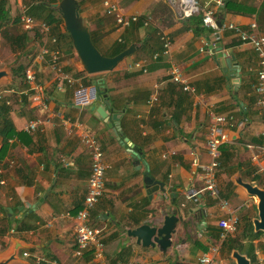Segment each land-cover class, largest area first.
Wrapping results in <instances>:
<instances>
[{
    "label": "crops",
    "instance_id": "crops-1",
    "mask_svg": "<svg viewBox=\"0 0 264 264\" xmlns=\"http://www.w3.org/2000/svg\"><path fill=\"white\" fill-rule=\"evenodd\" d=\"M198 1L200 8L217 11L227 0L223 4V0ZM233 1L253 11L226 12L217 21L222 18V24L236 25L247 33L255 24L256 32L264 35V0ZM114 2L125 16H138L135 25L131 24L133 29H119L113 17L105 15L102 0H78L80 15L89 30L100 37V50L108 51L124 40L143 41L145 46L131 43L139 46L135 54L115 70L92 76L87 87L78 83L75 88L69 86L74 88L72 91L66 85L59 92L48 57L38 61L48 39L39 32L30 33L31 47L28 45L27 51L37 50L31 68L38 71L36 78L43 88L48 112L32 97L27 106L11 110L15 129L30 134L31 140H10L9 152L0 163V205L12 228L2 240L4 249L0 254L11 250L16 240L22 248L13 264H31L30 260L35 264H198L203 253L218 245L219 251L210 264H228L218 226L226 211L220 209L217 199L202 192L200 167L208 160L206 138L212 117L232 116V124L222 125L228 140L221 145L223 153L217 173L220 197L230 209L240 211L242 220L246 203L252 201L256 207V197L235 180L239 177L243 183L264 190V111L255 106L258 96L254 89L258 57L232 30L205 28L202 35H195L188 18L181 14L180 0ZM9 4L18 6L19 12L23 7L22 0H10ZM145 20L148 25H144ZM139 21H143L142 26H138ZM163 36L171 41L169 53L164 56ZM60 47L62 69L74 78L81 72L79 59L64 37ZM156 53L159 57L153 59ZM225 54L233 57L230 65L224 62ZM137 60L144 62L146 72L126 70L127 63ZM234 64L238 66L236 72ZM172 66L181 69L191 91H184L171 80ZM92 86L95 94L106 95L108 106L103 108L109 116L111 110L117 114L119 132L115 133L96 113L98 105L91 98ZM152 97L156 100L148 103ZM36 119L42 121L39 129L26 131L28 123ZM86 132L96 136L110 166L102 197L89 215V224L100 231L104 243L100 259H95L91 250L75 255V216L83 207L90 177V154L81 141ZM129 146L144 156L141 162H146L149 176L163 184L164 193L148 195L145 167L142 163L140 169L133 165ZM226 150L231 153L229 157ZM190 188L198 192L196 201L185 197ZM161 211L182 215L184 219L172 237V247L165 253L156 247L138 245L127 234L152 219L161 220ZM15 221L20 222L17 231ZM241 229L236 233L240 234Z\"/></svg>",
    "mask_w": 264,
    "mask_h": 264
},
{
    "label": "built area",
    "instance_id": "built-area-1",
    "mask_svg": "<svg viewBox=\"0 0 264 264\" xmlns=\"http://www.w3.org/2000/svg\"><path fill=\"white\" fill-rule=\"evenodd\" d=\"M181 11L184 18H189L191 15L200 12L202 14V22L205 28L211 30H232L241 40L243 44L251 46L253 51L258 57V70L256 73V85L255 93L257 99L255 106L258 109L264 111V35L256 32V25L251 24V33L241 31L236 25L222 24L221 27L217 26V18L215 16V10L211 7L200 8L198 0H180ZM103 10L106 16L113 17L116 26L119 29H127L132 23H136L139 18L136 15L125 16L119 10L118 5L114 0H102ZM149 21H144V25H148ZM21 28L29 33H34L36 30L47 37V44L42 47L38 61L41 63L44 61L45 56L48 57V65L50 70L54 74L56 80V89L60 92L65 89V86H74L79 83L80 80L74 79L69 74L65 73L59 64V58L61 57L60 38L58 32H64V26L58 27L59 31L54 28V25L47 24L45 22L35 21L32 17L26 15L22 10L20 15ZM163 50L162 55L169 53V47L171 41L169 37L163 36ZM159 54L153 55V59H157ZM127 71L139 70L146 72L144 62L132 61L126 65ZM171 80L178 85L182 86L184 91H191L186 79L183 78L182 71L177 66H172L169 70ZM26 84L28 85V91L33 92L32 100L40 103L42 108L48 112V104L43 99L42 86L38 83L36 73L30 67L26 73ZM156 99L152 97L148 103L154 102ZM228 121H233V117L225 114H217L212 117L211 123L207 128L206 138V152L208 160L200 167L201 177L203 182L202 192L211 198L219 201V207L221 210L226 211L225 217L218 221V226L222 230L220 234V241L222 242L228 235L235 234L238 229L240 219L235 210L230 209L226 200L220 197V190L217 183V173L221 166V145L228 140L227 135L222 128L223 124H227ZM42 124L40 119L32 120L28 123L26 131L36 132L39 126ZM81 141L90 154V177L88 180L87 193L84 197L83 207L77 211L75 216L76 226L74 228L75 243H76V256H80L85 251L91 250L95 259L103 257L104 243L100 236V231L93 228L89 224L90 211L100 201L104 191L105 174L110 169V166L105 162L103 151L97 142V138L92 133H83ZM262 149L264 150V132L262 133ZM196 165V161L193 162ZM189 201H196L198 198V192L194 189H189L185 195ZM219 251V246L214 245L210 249L203 253L198 258V264H210L212 262L213 255H216ZM27 256L26 254H24ZM114 264H130L124 262H116Z\"/></svg>",
    "mask_w": 264,
    "mask_h": 264
},
{
    "label": "trees",
    "instance_id": "trees-1",
    "mask_svg": "<svg viewBox=\"0 0 264 264\" xmlns=\"http://www.w3.org/2000/svg\"><path fill=\"white\" fill-rule=\"evenodd\" d=\"M10 0H0V36L6 41L9 45L11 51L14 52L16 58L14 59L16 62L22 55L26 54L28 49V45L30 43V33L24 31L21 28L20 23V12L16 15H12L10 6ZM59 0H22L23 11L26 15L32 17L35 21L45 22L50 25H54L56 30L58 27H63V23L58 15L52 9V5L57 3ZM253 10L246 9L240 3H237L233 0H227L223 8L218 7L217 11H215V16L218 18L221 17L226 12H231L235 14H246L251 13ZM190 22L191 29L195 35H202L205 30V27L202 22V14L200 12L195 13L192 17L188 18ZM222 22V18H220ZM138 26H142L143 21H139ZM132 25H135L133 23ZM132 29L134 28L133 26ZM129 27V28H130ZM211 30V29H210ZM38 31L36 30L35 33ZM59 38L63 36L65 38V42L68 43V47L73 50L70 37L68 33L64 30V33L58 32ZM36 35V34H35ZM91 41L93 45L98 49V51L106 57H113L118 53L125 50L131 43L139 42L145 46V42L143 41H118L112 48L108 51L100 50L99 39L93 31H90ZM239 41L240 38L237 37ZM33 62L29 65H21L17 64L16 67L11 69L12 72V83L7 88L3 89L0 92V163H2L7 156L10 149V140L17 139L22 142L24 140H31L30 134L23 131H17L14 127V124L10 118L11 110L17 106L29 104V98L32 97L33 92L28 91V85L26 84V73L27 70L32 66ZM59 64L61 65V57L59 58ZM62 67V66H61ZM33 69V68H32ZM38 73V71H36ZM81 77V78H80ZM82 87H87L91 85L92 76H87L83 71L78 72L74 75V79L79 80ZM78 84V83H77ZM77 84L74 85L77 86ZM25 86V87H24ZM70 90L74 91V88L66 86ZM99 88V87H98ZM27 89V90H26ZM68 90V89H66ZM2 94V95H1ZM4 94V95H3ZM233 122L228 121L227 124H232ZM222 147V146H221ZM220 148L221 154L223 153V149ZM227 157L231 154L230 151L226 150ZM220 169V168H219ZM2 179V173L0 171V180ZM225 198V196H222ZM2 207L0 205V212L3 214V217L0 219V241L3 240L6 233L12 229L11 223L6 212H2ZM16 226L14 230H19V221H15ZM241 225V233L235 235H228L221 243V247L224 248L225 254L228 253L230 255L232 250H238L240 253H246L248 259L251 264H258V256L256 251L260 248L264 251V243L258 242L254 243L255 240L259 241L264 234L254 233L253 226L251 220L249 218L243 219L239 222ZM238 224V226H239ZM21 227V226H20ZM3 242V241H2ZM205 250V249H204ZM31 264H35L33 260H30ZM37 264H46V263H37Z\"/></svg>",
    "mask_w": 264,
    "mask_h": 264
},
{
    "label": "water",
    "instance_id": "water-1",
    "mask_svg": "<svg viewBox=\"0 0 264 264\" xmlns=\"http://www.w3.org/2000/svg\"><path fill=\"white\" fill-rule=\"evenodd\" d=\"M171 1L173 2V0ZM225 1L226 0H223L221 4ZM52 9L61 19L65 31L70 37L73 50L79 59L81 71L88 76H97L115 70L120 63L133 56L139 49L138 45L131 44L113 57L103 56L91 41L89 26L80 15L78 0H59L52 5ZM217 26L218 28L221 27V21H217ZM217 50L221 52V48ZM222 56L227 65H230V62L233 61L232 56L227 57L226 54ZM233 67L234 72L238 71V66L236 64H234ZM10 77L11 75L6 69L0 70V85L3 80L10 81ZM95 89V86L90 88L91 98L98 105L95 109L96 113L100 118L111 125L115 133L119 132V119L117 114L112 113L111 110V115H108L103 108V105L108 106L107 97L105 94H95ZM94 108L95 107H93L92 110ZM122 142L126 143L127 139L123 138ZM129 148L131 158L133 159V165L140 169L142 163L141 159H143L144 156L140 152L135 151L132 146H129ZM142 164L145 167L144 184L148 195L152 196V194L157 191L164 193L163 184L149 176L146 162ZM235 183L242 186L249 195L256 197L257 216L252 219L253 231L254 233L261 232L264 234V190L257 186L243 183L239 177L236 178ZM161 215L163 216L161 220L152 219L133 230L127 231L128 236L134 238L138 245L151 248L156 247L160 252L165 253L172 247V237L176 235L178 231V224H184V219L182 215L170 214L168 212L164 213L163 211H161ZM13 244L14 246L11 250L0 254V264H13L18 261V251L22 248V245L16 240ZM230 255L234 264H251L246 253L232 250Z\"/></svg>",
    "mask_w": 264,
    "mask_h": 264
},
{
    "label": "rangeland",
    "instance_id": "rangeland-1",
    "mask_svg": "<svg viewBox=\"0 0 264 264\" xmlns=\"http://www.w3.org/2000/svg\"><path fill=\"white\" fill-rule=\"evenodd\" d=\"M9 6H10L11 13L13 15H16V14L19 13V7L18 6H16V5H10V4H9ZM21 10H23V7H22ZM21 10H20V12H21ZM39 37H41V36H39ZM31 39L32 38L30 37V40ZM60 41H61V43L63 42V36L61 37ZM67 45H68V43H67ZM29 47H31V46L29 45ZM62 48H66V46L63 45ZM33 51H34L33 49H31L30 51H26V54L25 55H22L19 58V60L16 62L14 60L16 58V55L14 54L13 51H11V49L9 48L8 43L6 41H4L3 38L0 36V70L6 69L10 73V75H11L10 81L3 80L1 82L0 92L3 91V89H5V88H7L8 86L11 85V82H12V72H11V69L12 68L16 67L17 64L18 65L21 64V65H26L27 66V65L31 64V62H33V59H34V56L37 53V50L34 51V52ZM122 63H120L118 65V67H120L122 65ZM38 80H39V78H38ZM38 83H39V81H38ZM246 204L248 205V207L247 208L245 207L246 210H247V212H245V215L246 216L244 217V219L249 218L251 220L252 218H254V217L257 216V210H256L255 205L252 203V201H251V204L249 202L246 203ZM237 206H233V209H236V207L237 208H240L239 207L240 205H237ZM242 208H243V206L241 207V209ZM243 211H245V210H243ZM239 212H237V215H238V217L240 219V222H241L242 216L239 214ZM251 223H252V221H251ZM240 226L241 225L239 224L238 228H241ZM260 241H261V243H264V236L259 241H256L254 243L257 244ZM3 249H4V242L0 241V252L3 251ZM230 256L231 255H228V253H226V257L225 258L228 261V264H234V262L232 261V259H231ZM257 256H258V264H264V251H262L259 248L257 250Z\"/></svg>",
    "mask_w": 264,
    "mask_h": 264
},
{
    "label": "clouds",
    "instance_id": "clouds-1",
    "mask_svg": "<svg viewBox=\"0 0 264 264\" xmlns=\"http://www.w3.org/2000/svg\"><path fill=\"white\" fill-rule=\"evenodd\" d=\"M64 26V25H63ZM65 29V28H64Z\"/></svg>",
    "mask_w": 264,
    "mask_h": 264
}]
</instances>
